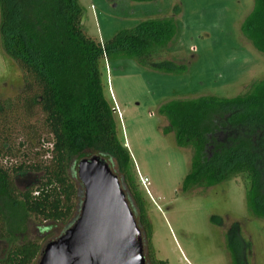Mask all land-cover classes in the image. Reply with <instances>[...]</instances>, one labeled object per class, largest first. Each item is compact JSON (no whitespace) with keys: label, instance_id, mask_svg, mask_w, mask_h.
<instances>
[{"label":"trees","instance_id":"1","mask_svg":"<svg viewBox=\"0 0 264 264\" xmlns=\"http://www.w3.org/2000/svg\"><path fill=\"white\" fill-rule=\"evenodd\" d=\"M82 17L78 0H0V47L23 82L14 99L0 100V241L9 243L0 264H35L41 245L15 242L14 233L27 218L48 223L38 229L46 242L57 237L54 225H62L63 233L82 200L73 182L74 166L93 155L119 179L143 237L146 264H166L153 260L149 251L150 224L130 178L131 157L118 140L114 112L103 95L100 64L128 59L167 75L181 73V66L152 60L166 51L176 24L171 18L146 20L101 44L86 36ZM240 31L264 55V0H253ZM36 113L46 139L31 122ZM158 114L167 122L163 134L172 133L177 147L191 151L181 193L240 177L248 211L264 218V79L233 98L172 100ZM16 127L24 138L17 144L11 139ZM31 141L43 148L47 161L17 163L18 153L27 161L19 149L31 148ZM30 172L40 174L39 180L19 190L17 182ZM228 251L232 264H239L234 251Z\"/></svg>","mask_w":264,"mask_h":264},{"label":"rangeland","instance_id":"2","mask_svg":"<svg viewBox=\"0 0 264 264\" xmlns=\"http://www.w3.org/2000/svg\"><path fill=\"white\" fill-rule=\"evenodd\" d=\"M78 2L84 33L101 44L146 20L171 18L177 27L166 51L152 60L181 66V73L167 75L128 59L100 64L103 95L113 109L118 140L131 157L130 178L150 224L153 260L232 264L230 247L239 264H264V218H255L248 211L243 180L237 177L208 189L181 193L182 181L190 171L191 151L177 147L172 133L163 134L167 122L158 114L159 107L172 100L233 98L264 79V55L240 31L253 0ZM22 88L20 70L0 47V100L14 99ZM31 122L42 138H48L39 113ZM22 137L16 127L11 139L17 144ZM31 144V148L19 149L27 154V161L18 153L17 163L47 161L41 155L43 148ZM262 174L264 177V171ZM39 177L27 173L17 182L18 189L30 187ZM142 179L147 182L142 184ZM73 182L83 193L77 175ZM45 225L48 223L27 218L22 230L14 233L15 242L36 241L43 246L47 237L38 229ZM61 226H53L54 236H59ZM8 248L7 241H0V259Z\"/></svg>","mask_w":264,"mask_h":264},{"label":"water","instance_id":"3","mask_svg":"<svg viewBox=\"0 0 264 264\" xmlns=\"http://www.w3.org/2000/svg\"><path fill=\"white\" fill-rule=\"evenodd\" d=\"M76 175L83 190L77 214L41 246L35 264H146L143 237L107 163L82 158Z\"/></svg>","mask_w":264,"mask_h":264},{"label":"built area","instance_id":"4","mask_svg":"<svg viewBox=\"0 0 264 264\" xmlns=\"http://www.w3.org/2000/svg\"><path fill=\"white\" fill-rule=\"evenodd\" d=\"M146 182H147L146 179H142V180H141V183H142V184H144V183H146Z\"/></svg>","mask_w":264,"mask_h":264}]
</instances>
